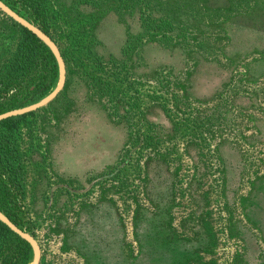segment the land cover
Returning <instances> with one entry per match:
<instances>
[{
    "label": "rangeland",
    "instance_id": "1",
    "mask_svg": "<svg viewBox=\"0 0 264 264\" xmlns=\"http://www.w3.org/2000/svg\"><path fill=\"white\" fill-rule=\"evenodd\" d=\"M46 8L56 43L98 60L65 64L59 93L15 130L25 165L18 214L39 245L37 264H90L77 215L99 199L125 223L110 264H264L257 251L246 258L243 239L248 230L260 237L249 204L257 177L264 189V143L244 147L228 180L215 150L220 135L234 141L264 118V0H46ZM10 18L0 9V67L21 37ZM204 61L231 73L211 103L188 97ZM153 104L174 129L146 120Z\"/></svg>",
    "mask_w": 264,
    "mask_h": 264
},
{
    "label": "trees",
    "instance_id": "2",
    "mask_svg": "<svg viewBox=\"0 0 264 264\" xmlns=\"http://www.w3.org/2000/svg\"><path fill=\"white\" fill-rule=\"evenodd\" d=\"M0 2L44 32L56 44L65 64L71 61L83 67L90 60H98L90 49L85 52L81 49H64L56 43L49 32L46 0ZM14 24L21 37L12 55L0 67V114L40 101L54 90L60 75L58 62L50 47L29 29ZM86 72L90 82L93 81L94 75L89 70ZM27 113L0 120V212L21 229L18 213L25 196V165L15 130ZM106 176L109 178L110 174ZM30 255L28 242L0 221V264H27Z\"/></svg>",
    "mask_w": 264,
    "mask_h": 264
},
{
    "label": "crops",
    "instance_id": "3",
    "mask_svg": "<svg viewBox=\"0 0 264 264\" xmlns=\"http://www.w3.org/2000/svg\"><path fill=\"white\" fill-rule=\"evenodd\" d=\"M230 79V70L219 61H204V63L199 65L189 76L188 97L201 103H211L215 98H218L226 91L224 86L228 84ZM234 98L246 99L248 97L247 95L234 93L232 100ZM260 108L264 109V106L262 105ZM225 112L229 114L231 111L227 109ZM225 112L222 113L223 119L229 118L228 114H225ZM144 115L146 120L151 124H159L166 128H175L173 119L166 115L160 105L153 104L148 106L147 109H145ZM253 124L256 131L246 136L241 137V135H236V140L232 141L220 135V138L217 140L215 144V150L217 149L218 156L217 165H219V172H223L221 174L223 180H228L229 173L234 174V172L236 173L238 171V162H244L242 151L248 143H251V146L261 142L264 143V118L255 116L253 118ZM219 132H222L221 128ZM238 132H240V130H238ZM192 160L194 162V159ZM199 163L201 166L197 168V177L204 176V173L207 171L201 160H199ZM260 178H263V176L256 178L257 181H255V184L258 185L254 189L256 192L252 194V201L249 204L251 205L249 207L251 219L255 220V225L260 231V237L258 239L256 235L249 234L248 230L245 231L243 239L246 246V258L248 256H253L257 251V253H260V258L264 260V249H261L259 245L261 242L264 244V214H258L259 211L264 212V189L259 186ZM164 189L166 188H161L160 192L157 193L158 197L165 193ZM168 190L169 189H167V191ZM170 191L174 194V188ZM146 195V200L148 202L154 201L150 196V198L148 197L147 192ZM158 200L161 199L158 198ZM141 212L139 216H141ZM77 219V224H79L77 233L79 237L82 236L80 240L78 239L79 247L86 253L84 254L85 257H87L88 260L90 259V264H110L113 262L112 259L117 256L121 249L120 244L124 242L125 237V223L117 207L108 200L99 199L93 205L80 208L78 210ZM137 219H135V221Z\"/></svg>",
    "mask_w": 264,
    "mask_h": 264
},
{
    "label": "water",
    "instance_id": "4",
    "mask_svg": "<svg viewBox=\"0 0 264 264\" xmlns=\"http://www.w3.org/2000/svg\"><path fill=\"white\" fill-rule=\"evenodd\" d=\"M0 9H2L9 17H11L16 23L19 25H22L23 27L29 29L31 32H33L36 36H38L45 44H47L50 49L53 51L56 60L58 62L59 66V84L54 90L48 94L46 97L41 99L40 101L29 105L25 106L23 108L15 109V110H10L4 113L0 114V120L6 117H9L11 115H17V114H22V113H27L33 109H37L42 105H45L49 101H51L61 90L63 83L65 81V62L59 52V49L57 48L56 44L44 33L42 32L37 26L26 20L25 18L19 16L16 14L14 11H12L9 7H7L4 3L0 2ZM0 221L5 223L7 227L17 234L20 238L24 239L28 244L30 245L31 249L34 252V264L38 263L39 260V255H40V249L39 245L37 244L36 240L27 232L24 230L18 228L15 224H13L2 212H0Z\"/></svg>",
    "mask_w": 264,
    "mask_h": 264
}]
</instances>
